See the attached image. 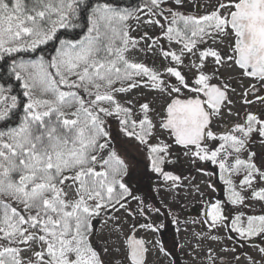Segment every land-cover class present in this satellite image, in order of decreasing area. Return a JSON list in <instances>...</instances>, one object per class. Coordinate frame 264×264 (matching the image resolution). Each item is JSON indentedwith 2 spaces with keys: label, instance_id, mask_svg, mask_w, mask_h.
<instances>
[{
  "label": "snow or ice",
  "instance_id": "snow-or-ice-1",
  "mask_svg": "<svg viewBox=\"0 0 264 264\" xmlns=\"http://www.w3.org/2000/svg\"><path fill=\"white\" fill-rule=\"evenodd\" d=\"M158 262L264 264V0H0V264Z\"/></svg>",
  "mask_w": 264,
  "mask_h": 264
},
{
  "label": "rangeland",
  "instance_id": "rangeland-1",
  "mask_svg": "<svg viewBox=\"0 0 264 264\" xmlns=\"http://www.w3.org/2000/svg\"><path fill=\"white\" fill-rule=\"evenodd\" d=\"M198 208V204H196L195 202H193L192 207L189 209V212H191L192 215H195L196 209ZM170 246V245H169ZM159 264V262H158Z\"/></svg>",
  "mask_w": 264,
  "mask_h": 264
}]
</instances>
